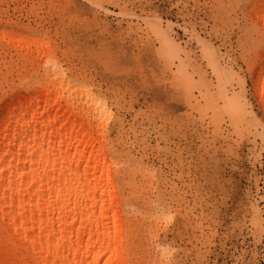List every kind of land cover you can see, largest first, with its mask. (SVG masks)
<instances>
[{"label": "rangeland", "instance_id": "1", "mask_svg": "<svg viewBox=\"0 0 264 264\" xmlns=\"http://www.w3.org/2000/svg\"><path fill=\"white\" fill-rule=\"evenodd\" d=\"M257 1L0 0V114L56 63L106 102L94 135L140 223V264H264Z\"/></svg>", "mask_w": 264, "mask_h": 264}, {"label": "bare ground", "instance_id": "2", "mask_svg": "<svg viewBox=\"0 0 264 264\" xmlns=\"http://www.w3.org/2000/svg\"><path fill=\"white\" fill-rule=\"evenodd\" d=\"M254 10L264 25V0ZM154 29L173 48L166 31ZM209 54L216 75L223 74ZM56 64L26 94L12 93L14 106L8 103L0 114V264H140L135 244L140 223L133 209L126 211L132 204L114 182L111 158L94 135L106 102L69 85ZM248 71L264 110V51ZM152 203L148 196L142 207ZM252 220H261L259 210ZM149 246L146 251L161 249L157 242Z\"/></svg>", "mask_w": 264, "mask_h": 264}]
</instances>
